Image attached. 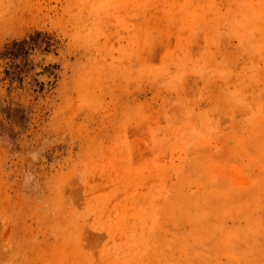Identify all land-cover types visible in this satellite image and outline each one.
Wrapping results in <instances>:
<instances>
[{
	"label": "rangeland",
	"instance_id": "1",
	"mask_svg": "<svg viewBox=\"0 0 264 264\" xmlns=\"http://www.w3.org/2000/svg\"><path fill=\"white\" fill-rule=\"evenodd\" d=\"M0 264H264V0H0Z\"/></svg>",
	"mask_w": 264,
	"mask_h": 264
}]
</instances>
